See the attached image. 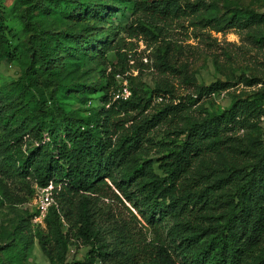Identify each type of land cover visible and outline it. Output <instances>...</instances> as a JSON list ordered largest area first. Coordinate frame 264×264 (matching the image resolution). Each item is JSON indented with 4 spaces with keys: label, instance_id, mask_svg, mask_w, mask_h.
I'll list each match as a JSON object with an SVG mask.
<instances>
[{
    "label": "trees",
    "instance_id": "obj_1",
    "mask_svg": "<svg viewBox=\"0 0 264 264\" xmlns=\"http://www.w3.org/2000/svg\"><path fill=\"white\" fill-rule=\"evenodd\" d=\"M119 3L125 1L112 0L110 8L104 0L31 1L29 10L43 20L23 22L29 32L27 66L8 88L0 86V176L51 186L53 215L67 226L65 234L73 232L88 248L82 261L66 263L67 237L54 231L51 248L38 238L41 251L52 264H264V134L248 150L238 147L235 136L247 121L264 117V92L220 114L189 118L182 129L175 122L183 105L159 104L143 116L151 97L133 88L126 100H113L106 86L100 107L86 118H73L60 106L58 91L72 87L61 77L60 60L87 58L101 35L97 25ZM129 9L132 19L149 12L160 21H179L194 19L201 4L135 0ZM2 13L0 8V63L18 51L7 38L16 35ZM50 15L68 27L53 32ZM239 25L247 28L249 21ZM124 31L131 37L148 32L133 23ZM123 47L119 39L108 48L120 67ZM93 57L102 61L104 51ZM216 88H200L197 96ZM158 125L173 130L166 134L169 141L153 144ZM154 145L161 155L159 174L152 161L137 157ZM215 156L234 161L225 175L202 167ZM104 199L125 202L135 215L125 208L131 219L122 220L99 206ZM141 222L148 239L135 232L134 223Z\"/></svg>",
    "mask_w": 264,
    "mask_h": 264
},
{
    "label": "rangeland",
    "instance_id": "obj_2",
    "mask_svg": "<svg viewBox=\"0 0 264 264\" xmlns=\"http://www.w3.org/2000/svg\"><path fill=\"white\" fill-rule=\"evenodd\" d=\"M31 1H1L6 26L16 35H7V38L18 50L14 59L0 63V86L5 88L25 70L28 63L29 32L24 20H43L38 11L29 10ZM104 1L109 8L112 6V0ZM124 1V5H114L111 17L97 25L101 35L87 58L60 60L65 66L61 77L72 86L70 92L58 91L60 106L73 118H86L98 109L106 86L110 95L113 92L120 94L121 88L126 86L129 92L133 88L151 97L143 116L155 113L160 108L159 104L183 105L181 119L175 122L181 129L188 125L189 118L202 119L220 114L230 105L264 92V0H178L182 5L184 2L201 4V10L194 19L179 21H160L149 12L132 19L129 8L135 0H128L130 4ZM136 1L149 4L155 0ZM56 17L50 15L47 18L55 21L50 30H65L68 23ZM246 20L249 27H240L239 22ZM131 23L142 25L148 32L128 36L124 27ZM119 39L124 43L121 52L126 54L121 67L114 52L108 50L113 41ZM99 51H104L102 61L93 57ZM210 85H216V90L198 98L197 91ZM156 89L162 92L155 95ZM172 130L173 127L158 125L153 130V144L162 138L169 141L166 134ZM263 134L264 117L249 120L237 129V145L241 149H253ZM145 148V152L137 157L152 161L153 170L159 174L156 161L161 155L158 147ZM232 164L234 161L215 156L204 162L202 167L214 169L222 176ZM39 199L40 191L29 179L9 181L0 176V264H52L41 251L38 238H44L51 248L54 246V231L67 237L63 249L66 263L85 258L88 248L76 240L73 232L65 234L67 226L53 215L52 204L43 217ZM99 206L109 207L122 220L131 219L125 208L135 215L123 201L104 199ZM45 220H48L49 227ZM143 226L142 222L134 223L135 232L148 239L150 234ZM93 264L101 263L96 261Z\"/></svg>",
    "mask_w": 264,
    "mask_h": 264
},
{
    "label": "built area",
    "instance_id": "obj_3",
    "mask_svg": "<svg viewBox=\"0 0 264 264\" xmlns=\"http://www.w3.org/2000/svg\"><path fill=\"white\" fill-rule=\"evenodd\" d=\"M120 91H121L120 94L115 95V99L120 98V99L126 100L130 95V92L127 90V87L126 86L122 87ZM38 190L40 191L39 208L44 217V213L48 210L51 204L52 206L54 205V202L51 196V186H48L47 188H44V189L38 188Z\"/></svg>",
    "mask_w": 264,
    "mask_h": 264
}]
</instances>
